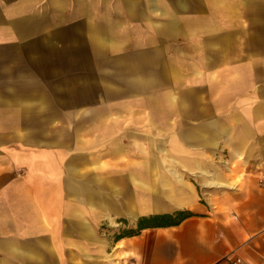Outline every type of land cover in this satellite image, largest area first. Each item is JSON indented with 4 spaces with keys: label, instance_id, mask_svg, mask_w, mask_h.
<instances>
[{
    "label": "crops",
    "instance_id": "1",
    "mask_svg": "<svg viewBox=\"0 0 264 264\" xmlns=\"http://www.w3.org/2000/svg\"><path fill=\"white\" fill-rule=\"evenodd\" d=\"M205 2L0 0V264H264V0Z\"/></svg>",
    "mask_w": 264,
    "mask_h": 264
},
{
    "label": "trees",
    "instance_id": "2",
    "mask_svg": "<svg viewBox=\"0 0 264 264\" xmlns=\"http://www.w3.org/2000/svg\"><path fill=\"white\" fill-rule=\"evenodd\" d=\"M190 215V212L187 211H178L174 214L164 213V214H155L149 217H143L139 219L137 226L138 229L148 227V226H157V225H171L180 222L182 219ZM125 234L134 232L133 229L125 231Z\"/></svg>",
    "mask_w": 264,
    "mask_h": 264
},
{
    "label": "rangeland",
    "instance_id": "3",
    "mask_svg": "<svg viewBox=\"0 0 264 264\" xmlns=\"http://www.w3.org/2000/svg\"><path fill=\"white\" fill-rule=\"evenodd\" d=\"M104 1H144V0H104ZM158 1H176V0H158ZM191 1H203V0H191ZM108 3H110V2H108ZM204 3H206L205 0H204ZM105 8H108L110 10L111 6H105ZM200 9H201V15L207 14V11H206L207 6H205V5L200 6ZM251 41H252V39H237V40L235 39L234 44L237 45V43L239 42V45H243V44H246L247 42H251Z\"/></svg>",
    "mask_w": 264,
    "mask_h": 264
},
{
    "label": "built area",
    "instance_id": "4",
    "mask_svg": "<svg viewBox=\"0 0 264 264\" xmlns=\"http://www.w3.org/2000/svg\"><path fill=\"white\" fill-rule=\"evenodd\" d=\"M239 263V259H235L233 261H231V264H238Z\"/></svg>",
    "mask_w": 264,
    "mask_h": 264
}]
</instances>
